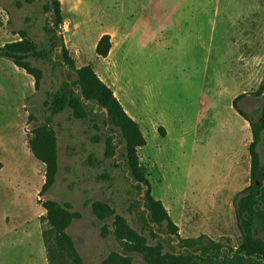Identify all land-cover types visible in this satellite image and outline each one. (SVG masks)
Returning a JSON list of instances; mask_svg holds the SVG:
<instances>
[{
  "label": "rangeland",
  "instance_id": "obj_1",
  "mask_svg": "<svg viewBox=\"0 0 264 264\" xmlns=\"http://www.w3.org/2000/svg\"><path fill=\"white\" fill-rule=\"evenodd\" d=\"M16 1L0 0V46L24 31L39 46L50 45L55 60L63 42L76 67L92 65L139 123L146 138L139 160L180 238L203 234L236 247L241 233L234 203L250 183L252 136L232 101L246 93L238 105L252 119L263 105L264 0H60L63 25L51 42L43 30L50 16L42 5L18 7ZM103 34L111 40L105 58L94 47ZM30 61L43 70L39 89L23 69L0 58V264H47L41 235L47 224L39 201L47 199L82 214L67 233L83 264L122 253L112 235L100 236L103 223L84 204L87 199L107 200L149 245L160 241L164 252L188 253L164 225L145 226L144 193L134 187L119 153V134L104 127L117 151L104 158L103 141L90 140L100 133L72 119L70 110L51 117L58 173L39 196L45 168L28 147L31 129L50 116L46 93L75 76L67 66ZM258 152L264 160V134ZM90 155L98 162L90 164ZM106 224L112 228L111 219ZM254 236L264 239L257 231ZM131 255L132 264H146L142 255Z\"/></svg>",
  "mask_w": 264,
  "mask_h": 264
},
{
  "label": "trees",
  "instance_id": "obj_2",
  "mask_svg": "<svg viewBox=\"0 0 264 264\" xmlns=\"http://www.w3.org/2000/svg\"><path fill=\"white\" fill-rule=\"evenodd\" d=\"M35 3L41 4L43 11L50 16L43 30L51 42L63 25L60 0L16 1L18 7ZM19 38L0 46V58L11 60L16 67L30 75L34 79L35 89L40 87L43 70L34 66L30 58L54 66H67L75 76L71 83L65 82L58 89L46 93L43 105L50 116L46 117V122L39 123L31 129L28 147L34 158L43 163L45 168L39 196H43L51 189L58 173L57 136L50 124L51 117L70 110L72 119L81 121L100 133L102 137L93 134L90 135V140L94 143L103 141L104 158L111 159L117 153L113 136L108 135L104 127L108 126L119 134L121 138L119 145L122 146L119 153L126 163L128 172L137 182L134 187L138 191L143 190L144 193V211L141 217L145 226L148 227L149 223L164 225L168 232L179 240V247L185 248L188 252L181 254L164 252L160 241L155 245H149L145 235L134 229L122 215L116 213L107 200L87 199L84 204L90 205L95 220L103 223L100 226V236L106 238L109 234L112 235L122 250V253L115 251L109 253L101 264H132L134 257L131 254L142 255L146 264H264V239L254 236V231L264 234V160H261L258 152L264 134V100L256 119H252L238 105L246 93L236 96L232 101L236 112L249 123L252 136L248 145L250 183L239 193L234 203L241 242L236 247H229L203 234L196 238H180L178 226L173 223L162 202L153 197L147 170L139 160L138 149L145 146L146 138L139 123L126 113L111 88L98 78L92 65L76 67L63 42L60 45L61 54L56 55L55 60L50 45L39 46L24 31L20 32ZM94 47L96 55L105 58L111 48L110 35L103 34ZM259 94L260 91L255 93L257 96ZM94 107L98 110L94 111ZM159 130L163 133L161 128ZM85 133L88 135L89 132L86 130ZM88 162L94 164L98 160L90 155ZM1 167L0 162V169ZM39 201L45 210L44 219L47 224L41 231L47 264H83L81 255L67 233L72 222L80 219L82 214L71 210V205L66 202L52 199ZM110 219L111 229L106 224ZM150 234L156 236L154 232Z\"/></svg>",
  "mask_w": 264,
  "mask_h": 264
}]
</instances>
